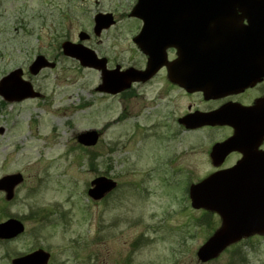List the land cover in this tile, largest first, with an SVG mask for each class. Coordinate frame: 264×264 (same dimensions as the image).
<instances>
[{
  "label": "rangeland",
  "instance_id": "374dc122",
  "mask_svg": "<svg viewBox=\"0 0 264 264\" xmlns=\"http://www.w3.org/2000/svg\"><path fill=\"white\" fill-rule=\"evenodd\" d=\"M63 70L43 80V100L0 107V177L25 178L14 200L0 193V221L9 214L26 226L19 238L0 243V264L38 247L50 252L49 264H264V236L232 244L208 262L196 258L220 223L212 215L196 226L202 211L189 207V184L205 176L197 134L169 139L162 127L150 129L146 108L125 114L111 95L97 92V71L72 59ZM90 129L102 135L83 147L76 136ZM99 175L117 188L94 201L87 188ZM58 216V225L48 226Z\"/></svg>",
  "mask_w": 264,
  "mask_h": 264
},
{
  "label": "flooded vegetation",
  "instance_id": "af4514ba",
  "mask_svg": "<svg viewBox=\"0 0 264 264\" xmlns=\"http://www.w3.org/2000/svg\"><path fill=\"white\" fill-rule=\"evenodd\" d=\"M137 2L0 0V80L16 72L20 86L29 84L34 95L20 101L0 96V107L43 100V80L49 73L64 72L65 62L72 59L64 54V45L78 44L103 58L105 70L115 77L146 71L148 78L117 80L129 86L103 94L111 95L125 114L146 108L147 120L153 117L150 129L162 127L169 139L197 134L204 173L239 164L247 172L262 170L264 44L246 42L247 25H198L197 0H165L159 13L147 12L146 25L135 15ZM81 67L102 77V70ZM253 67L250 72L257 79L243 86L241 77ZM199 77L205 78L202 86ZM222 83L230 87L217 94L207 91ZM219 111L217 120L196 116L183 122Z\"/></svg>",
  "mask_w": 264,
  "mask_h": 264
},
{
  "label": "water",
  "instance_id": "95a60500",
  "mask_svg": "<svg viewBox=\"0 0 264 264\" xmlns=\"http://www.w3.org/2000/svg\"><path fill=\"white\" fill-rule=\"evenodd\" d=\"M150 1L154 5V1L159 0H139L137 5L139 8H136V11L142 13L145 3ZM239 11L241 13L238 16ZM141 17L144 18L143 15ZM244 18L247 21L246 25L255 27L258 25L257 30L263 33L262 38H264V0H198L199 25H239ZM64 53L78 59L83 65L102 69L104 67L96 64L94 55L91 52L88 54L79 45L66 43ZM34 70H37V67ZM251 76L247 78H254L255 75L251 74ZM137 77L142 76L135 75L131 79ZM16 79L17 73L13 72L0 82V93L6 95L9 100H20L28 95L25 88L15 84ZM6 82L11 85L7 87ZM114 83L112 75L104 71L102 85L98 90L115 93ZM121 88L118 87L117 90ZM97 137L95 131H87L79 134L77 141L91 146L96 143ZM20 178L21 176L17 174L0 180V189L6 191L7 199L12 197L13 188L20 182ZM91 185L93 187L88 193L92 198L98 199L110 191L115 184L110 179L98 177L91 182ZM190 198L193 208L215 211L222 219L221 228L197 251L201 261L217 256L228 244L241 237L253 233L264 234V170L255 173L235 170L230 175L209 176L190 187ZM22 231L23 225L16 220L11 219L0 223V238L8 239ZM47 260L48 254L38 250L14 259L12 264H46Z\"/></svg>",
  "mask_w": 264,
  "mask_h": 264
}]
</instances>
